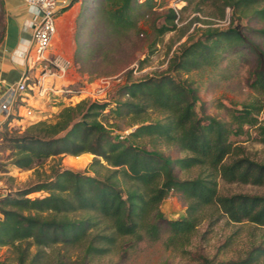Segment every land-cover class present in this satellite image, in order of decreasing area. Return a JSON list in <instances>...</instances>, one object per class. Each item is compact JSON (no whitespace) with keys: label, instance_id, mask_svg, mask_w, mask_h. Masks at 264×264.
I'll return each instance as SVG.
<instances>
[{"label":"trees","instance_id":"16d2710c","mask_svg":"<svg viewBox=\"0 0 264 264\" xmlns=\"http://www.w3.org/2000/svg\"><path fill=\"white\" fill-rule=\"evenodd\" d=\"M221 1L220 17L225 16L226 6L233 9L229 27L207 26L202 36L188 38L170 59L167 70L130 80L119 88L125 100H119L113 111L133 127L125 134L114 136L115 126L101 119L109 102L91 98L63 106L55 121L33 122L21 134L6 132L12 163L24 169L35 167L38 176L27 187L9 188L0 196V245H9L16 252L15 261L9 264H43L45 247L59 243L66 249H81L79 264H88L94 255L106 253L119 240L132 244L144 239L156 241L165 227L169 230L167 245L178 247L190 240L202 211L211 205H217L233 221L264 225V194L219 190L220 177L227 182L264 185V162L251 158L245 146L233 138L245 133L244 125L249 124L256 127L255 139L264 143V118H260L264 100L257 96L239 108L225 106L228 120L199 114L193 81L175 73L214 68L231 54L243 51L244 55L249 49L256 54L249 85L264 94V25L251 28L254 35L250 36L242 22L243 18L264 22V0ZM98 2L92 0L79 18L106 13L108 40L114 34L118 39L122 31L137 26L152 7L150 0ZM0 11L4 12L1 0ZM164 18L163 24L155 26L158 34L177 27V9L170 7ZM3 35L4 24L0 42ZM83 50L77 33V62L84 61ZM111 51L106 48V58ZM154 112L159 114L157 118L151 116ZM11 120L9 116L1 126L8 127ZM162 144L175 145L186 154L172 158L160 148ZM85 152L95 154L90 163L95 174L63 167L59 161L42 177L39 165L47 158H62L64 153L79 157ZM98 166L105 169L103 177ZM177 166L200 170L195 176L181 178ZM39 190L47 193L29 195ZM172 190L186 199V213L166 218L161 204ZM33 245L36 252L31 251ZM65 256L59 255L49 264H73ZM262 257L264 243L254 245L243 258H205V264H256ZM0 264L7 263L0 258Z\"/></svg>","mask_w":264,"mask_h":264},{"label":"rangeland","instance_id":"374dc122","mask_svg":"<svg viewBox=\"0 0 264 264\" xmlns=\"http://www.w3.org/2000/svg\"><path fill=\"white\" fill-rule=\"evenodd\" d=\"M150 2L152 7L148 8L149 16L141 18L137 26L122 31L118 39L116 34L111 37L113 39L106 38V22L103 16L106 13L87 15V17L90 16L89 19L78 18L76 45L78 33L79 41L84 43L83 55L85 58L83 62H77L74 58L67 76L59 80L60 87L72 84L74 87L89 88L92 87L89 85L91 81L103 76L108 78L109 85L106 87V93L100 95V100L108 101L109 107L100 117L109 126H115L112 128L114 136L125 134L133 128L128 126L126 119L117 117L113 111L119 100H125V97L118 93L121 86L130 80L167 70L170 59L188 38L202 36L203 29L207 26L227 28L231 25L233 9L231 6H226L225 16L220 17L219 4L221 5V0H150ZM97 3H99L98 0H96ZM170 7H174L178 11L177 27L158 34L155 26L164 23L165 14ZM4 22V12L0 11V32ZM242 22L247 25L245 30L250 36L254 35L251 28H260L264 25V22L248 18H243ZM255 39L261 41L259 37ZM106 48L112 49L107 58ZM102 49L104 52H101ZM242 54L243 51L242 53H233L214 68L192 70L188 73L175 72L182 78L188 77L193 81L198 92L197 109L199 114L215 115L220 119L228 120V111L225 106L239 108L244 102L251 101L257 96L264 100V94L256 93L249 85L256 63V54L249 49H245L244 55ZM42 65L44 66V63ZM42 65L37 63L33 68L31 82L37 79L36 74L43 71ZM49 77L51 78L46 79L45 83L52 80L53 76L49 75L47 78ZM57 81L54 79L55 83H58ZM37 89L36 86L35 89H30V95H37L35 94ZM52 93V91H48L45 95L50 96L51 104H56L58 107L52 108L50 103L49 107L45 108L32 104L27 105L32 110L31 114H28L24 107L17 108L10 115L12 120L8 127L1 126L0 176L4 184L12 190L27 187L34 183L38 176L35 167L24 169L12 163L10 157L12 149L7 146V140L4 138L6 132H9V135L21 134L33 122L41 119L55 121L59 111L65 105L77 104L84 98L93 99L87 96L88 92L79 95L67 92H54L57 95ZM151 116L157 118L159 114L154 112ZM260 118H264V111L260 113ZM244 129L245 133L233 136V138L238 139L239 143L245 146L246 153L251 158L264 162V143L255 139L258 136L256 127L246 124ZM160 148L172 158L186 154L175 145L162 144ZM86 153L90 155H85ZM82 154L84 155L76 157L77 155L64 153L62 158H47L39 165L42 177L49 174L52 166L59 161L63 167L85 170L95 174L94 168L90 167L95 154L90 152ZM97 168L101 171L99 175L103 177L105 169L99 166ZM175 170L181 178H184L195 176L200 168L187 170L177 166ZM219 190L226 194L232 192L264 194V185L227 182L220 177ZM46 193L44 190H39L29 195L37 196ZM186 208V199L176 190H172L161 204L166 218L181 217L186 213ZM1 216L0 212V218ZM168 235L169 230L165 227L162 237L156 241L144 239L132 244L127 239L119 240L106 253L94 255L88 264H205V258L214 261L240 259L247 256L254 245L264 243V225L249 220L233 221L217 205H211L202 211L201 221L186 244L178 247L168 246L166 243ZM31 251L36 252L37 246L33 245ZM62 254H66V259L72 260L73 264H79L82 258L81 249L76 247L66 249L59 243L45 247L42 262L43 264L52 263ZM0 258L7 264L12 263L15 261L16 252L9 245H0ZM256 264H264V257Z\"/></svg>","mask_w":264,"mask_h":264},{"label":"crops","instance_id":"0c3cea01","mask_svg":"<svg viewBox=\"0 0 264 264\" xmlns=\"http://www.w3.org/2000/svg\"><path fill=\"white\" fill-rule=\"evenodd\" d=\"M4 8L5 22L4 35L0 42V126L6 120V113L3 103L11 97V88L19 82L23 74L33 64L32 41H33V23L40 17V10L26 0H1ZM63 0H60L62 2ZM68 5L64 7L57 20V32L54 36L52 45L47 51V56L53 58L61 56L68 61L71 66L74 62L76 50V31L78 27L79 15L91 0H67ZM30 69V68H29ZM30 75L33 69L29 70ZM37 75V74H36ZM67 76V75H65ZM55 83L60 87L59 80ZM51 77L47 78L50 79ZM52 79L49 83L51 84ZM72 81V80H71ZM59 84V85H58ZM62 91L56 90L55 93ZM54 92L53 95H57ZM37 95H25L24 105H35L45 108L51 104L50 96L39 93ZM50 94V93H49ZM52 108L58 107L56 104L50 105ZM25 108V107H24ZM84 155V154H83ZM90 155V154H85Z\"/></svg>","mask_w":264,"mask_h":264},{"label":"built area","instance_id":"2783aa9c","mask_svg":"<svg viewBox=\"0 0 264 264\" xmlns=\"http://www.w3.org/2000/svg\"><path fill=\"white\" fill-rule=\"evenodd\" d=\"M28 3L35 5L41 12L40 17L34 20L33 23V41H32V54H33V64L29 67L33 69L37 63H44L42 65V72L37 74V79L31 82V75L26 71L21 80L17 82L11 88L10 99L3 103V108L6 113V119L12 115L17 108L24 105V96L29 94L30 89L38 88V92L45 94L48 91L56 92L60 90L62 92L82 94L83 92H88L87 96L93 99L100 100L101 94L106 93V87L109 85V80L105 76L99 77L94 81H91L89 85L92 87H74L72 84H66L65 86L56 87L55 82L52 81L51 84L45 83L47 77L53 76L52 79L63 77L68 73L69 62L64 60L61 56H55L49 58L47 56V51L50 49L54 36L57 32V20L64 7L68 5L67 0H26ZM94 83V84H93ZM95 86V87H94ZM20 97V100H19ZM28 114L32 113L31 108L24 106ZM9 192V187H7L1 176H0V196L5 195Z\"/></svg>","mask_w":264,"mask_h":264}]
</instances>
